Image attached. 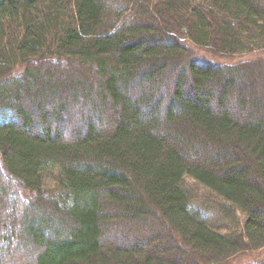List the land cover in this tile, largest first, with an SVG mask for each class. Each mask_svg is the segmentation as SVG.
I'll return each instance as SVG.
<instances>
[{
	"label": "trees",
	"instance_id": "obj_1",
	"mask_svg": "<svg viewBox=\"0 0 264 264\" xmlns=\"http://www.w3.org/2000/svg\"><path fill=\"white\" fill-rule=\"evenodd\" d=\"M260 54L264 0H0V264H212L263 250ZM237 213L230 233L213 221Z\"/></svg>",
	"mask_w": 264,
	"mask_h": 264
},
{
	"label": "rangeland",
	"instance_id": "obj_2",
	"mask_svg": "<svg viewBox=\"0 0 264 264\" xmlns=\"http://www.w3.org/2000/svg\"><path fill=\"white\" fill-rule=\"evenodd\" d=\"M160 25H167L168 27H171V24L173 25V23L170 22V20L166 17L163 16L162 20L159 21ZM162 29H165L164 27ZM197 53L199 54H204L205 52H201V51H197ZM257 55H253V57H256ZM258 57H264L263 54H260ZM238 58V57H237ZM216 59V58H215ZM231 61H234L233 59L230 58H218L216 59V62H223V63H229ZM235 62V61H234ZM40 123V120L38 121ZM41 123L35 128H36V132H42L43 129L46 128L45 124H42L43 127H40ZM67 135V132H66ZM193 158V155H192ZM199 156L194 154V159H198ZM58 174L55 171L52 172H48L45 175V188L46 190L55 193L56 188H57V183H56V178H57ZM7 180V178H6ZM9 180V179H8ZM184 186L185 188L191 193V195L195 198V201H197V203L199 205L202 206H208V208H210L212 210V212H219L218 209L220 206L223 205L222 201L220 199H218L215 195H213L211 192H209L208 190H206L205 188H203L200 184H198L197 182H195L193 179L187 178L184 181ZM16 197L14 196V198H19V203H22V207L19 206L18 208V213L19 216L21 217L22 212L24 210L23 206H27V204L24 202V200H22L23 198H25L24 196H22V194L20 195L19 191H16ZM22 197V198H21ZM50 211V210H49ZM238 214V213H237ZM238 220L236 222H232L235 225H231L226 219H224L223 217H219L217 214H215V216H213V221L214 222H219V230H221V232L223 233H230L231 231L234 230H238L241 227V223L244 220V216L242 214H238ZM143 231H138L137 235H140ZM125 235H130L127 231L125 232ZM128 233V234H127ZM119 234V228L116 229V232L114 230H110L109 234H108V240L111 243H114L115 241L117 242L119 238L118 236ZM143 234H145V232H143ZM123 241H121L122 243H126L127 242V238L123 237L122 239ZM18 247H19V243H18ZM22 249V248H19ZM20 254H18V260L20 261H24V256L21 252H19ZM181 257V256H179ZM17 258V257H16ZM181 258H186L185 256L181 257ZM264 259V249L263 250H259V251H249L247 253H244L242 255H236L233 258H231L230 260L226 261V262H219V263H212V264H247V263H251L254 261H261ZM17 260V259H16ZM23 263V262H22Z\"/></svg>",
	"mask_w": 264,
	"mask_h": 264
}]
</instances>
